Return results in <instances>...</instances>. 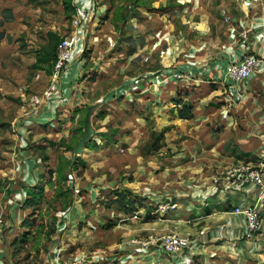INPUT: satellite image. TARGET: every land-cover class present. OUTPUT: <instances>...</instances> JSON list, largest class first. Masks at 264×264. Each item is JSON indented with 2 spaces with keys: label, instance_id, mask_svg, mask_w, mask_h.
I'll use <instances>...</instances> for the list:
<instances>
[{
  "label": "rangeland",
  "instance_id": "374dc122",
  "mask_svg": "<svg viewBox=\"0 0 264 264\" xmlns=\"http://www.w3.org/2000/svg\"><path fill=\"white\" fill-rule=\"evenodd\" d=\"M63 1L0 0V264H37L52 261L54 257L79 259L81 264H137L140 254L147 255L151 249L172 255L185 252L195 244L208 249L209 253L211 251L213 260L219 259L217 261L222 264H264V201L255 204L260 209L262 224L252 239L243 236L244 217L234 213L227 225L219 224L214 216L194 224L188 219L186 207L190 197L188 192L198 191L199 183L201 189L206 187L209 191V186L220 188V181L224 179L241 187L250 186L248 192L260 189L264 193V185L241 179L247 169L264 168V139L260 143L248 142L245 147L249 150H241L239 154L242 156L237 163L217 175L192 176L187 174L191 171L187 166L189 161L178 156L183 147L180 135H175L176 141L168 145L162 142V131L147 129L141 132L137 125V111L141 108L135 106L133 97L125 105L118 104L120 128L108 125L110 120L99 115L101 109L98 107L91 108L90 115L84 111L79 117L84 121L90 116L94 127L91 141L98 148L94 162L87 167H92L91 172H87L86 166L82 170L84 178L89 173L95 178L90 187L87 185L88 191L82 189L86 181L78 184L82 192L74 191L71 181L55 188L47 183L43 187L46 193L42 192L29 210L22 213L26 203L24 195L19 199L15 196L21 190L26 192L30 186L41 185L40 171L47 170L41 159L45 155L43 142L45 135L54 134L42 131L39 122L51 119L50 87L64 79H56L53 71L48 73L46 69L34 67L38 54L49 52L60 36L77 35L74 56L80 69L75 75L81 85L79 89L85 91L80 99L86 101L89 91L91 100L93 97L102 100L109 83L105 85L102 79L86 78L89 70L95 68V75H98L103 63L109 66L108 63L113 61L121 64V68L144 38L147 46L118 75L117 84H121L125 80L124 73H134L136 78L126 86L135 88L140 77L139 56L144 57L146 63L152 59L149 41L151 27L156 22L154 18L158 13L176 8L180 2L80 0L75 3L78 12L69 15ZM75 18L79 19L77 26L74 25ZM88 22L92 23L93 29L86 32L83 40V30L89 29ZM95 34L100 39L93 40ZM71 71L65 77L75 80ZM175 76L179 78L181 75ZM87 81L91 82V88L86 90ZM242 114L239 113L238 122L244 121ZM65 130L59 133L65 137V149L70 147L68 150L72 152L86 127L82 128V134ZM255 135L261 134L257 132ZM50 152L52 156H49L48 163L52 166L57 153ZM242 152H246L245 155ZM190 160L191 167L199 163ZM126 184L134 185V188L126 189ZM252 186H258V189ZM78 201L79 208L74 205ZM148 211L149 216H156L145 220ZM149 220H156L157 225L146 224ZM192 228L204 234L197 239L198 242L190 238L192 232L188 231ZM170 233L188 235L190 244L179 251L166 250L161 241ZM235 249L239 250L238 256L233 254ZM151 257V261L144 257L142 263L162 264L154 260L158 255ZM184 258L187 264H201L198 257L193 260L188 256ZM173 264L180 263L174 261Z\"/></svg>",
  "mask_w": 264,
  "mask_h": 264
},
{
  "label": "crops",
  "instance_id": "0c3cea01",
  "mask_svg": "<svg viewBox=\"0 0 264 264\" xmlns=\"http://www.w3.org/2000/svg\"><path fill=\"white\" fill-rule=\"evenodd\" d=\"M74 3L77 1L74 0ZM158 14L154 18L156 22L151 27L149 41L152 59L146 63L143 61L144 57L139 56L140 77L137 79V87L127 88L126 86L136 78L134 73H124L123 84H117V81L118 75L123 72L127 64L147 46L144 38L133 56H130L121 68V64H114L113 61L108 63L109 66L106 62L103 63L100 66L102 71H99L98 75H95V68L92 67V70H89L92 74L87 73L86 78L102 79V84L105 85L109 83L107 90H104L102 100L93 99L94 97L91 100L89 95L92 94L89 91L86 101L80 99L85 91L79 89L81 85L75 74L78 73L80 65L75 56L71 69L69 67V73L70 70L74 72L76 81L73 78L64 77L50 87L52 120L38 122L42 131L54 134L45 135L43 145L47 147L46 151L49 150L48 156H52L50 151L54 150L57 157L54 160L50 158L54 162L53 167L48 163L49 157L44 160L47 170L40 171L44 181L41 183L42 187H46L50 177L55 176H51L49 169L56 170L59 155H64L70 161H74L70 173L74 191L78 192L82 189L88 191L95 178L90 173L84 178L82 170H84L83 167L87 168L94 162V155L98 149L94 141H91L94 134L79 153L75 152L74 148L82 135L72 152L68 150L70 147L65 149V144L58 147L49 141L57 143L64 140L65 137L59 132L65 129H68L65 130L68 133L82 134L81 130L86 127L90 116L85 117L84 121H81L82 117H79L84 111H88L87 115H90L91 108L101 109L98 113L101 117L105 116L106 121L110 120L108 125L122 127L119 122L121 116L117 115L120 108L118 104L125 105L132 97L136 100L135 106L141 108L137 111V125L142 129L141 132L147 129L162 131L164 135L162 142L168 145L176 141H174L175 135H180L183 147L178 152V156L189 161L187 166L191 171H187V174L190 173L192 176L195 174L217 175L237 163L242 156L239 154L241 150H249L245 147L249 145L248 142L252 140L260 143L264 139V130H262L264 128V0H187L185 2L180 0L176 8ZM88 25L89 29L83 30V40L86 32L90 33L93 29L91 22H88ZM103 36L105 37V34ZM99 37L95 34L93 40L100 39ZM120 48L122 50L126 46ZM247 54L259 55L263 58V62L247 80L237 83L229 81L226 76L229 65ZM176 73H180L181 76L176 78ZM81 83L84 85L82 81ZM90 83L87 81L86 90L91 88ZM112 83H115L114 86L111 85ZM177 99H182V102L178 103ZM185 106L191 108L192 116L180 115V110ZM60 112H62L61 115ZM239 113H243V122H238ZM256 131L261 135H255ZM185 135L189 138H185ZM252 135L253 138H251ZM192 143L193 147H191ZM243 153L245 155L246 152ZM190 159L199 163L193 162L194 167H191ZM91 169L92 167H89L86 170L91 172ZM85 181L86 186L80 189L78 184ZM198 185V191L188 192L190 197L186 206L189 212L188 219L194 221V224L214 216L219 220L217 221L219 224L227 225L234 213L243 218V215L234 211L235 205L239 203L255 205L260 202L262 204L264 201V193L260 189H252L248 192L251 190L248 189L250 186L241 187L235 183H228L224 179L220 181V188L216 185L213 188L209 186V191L206 187L201 189L200 183ZM132 186L134 185L126 184L125 188L133 189ZM29 188L26 192L23 190L17 192L15 199L22 198L21 195H24L23 199L26 202L30 196H28ZM43 191L45 194V190ZM74 205L79 208L80 201ZM30 206L32 205L25 203V210L22 213L28 211ZM149 214L148 211L145 220L156 216H149ZM155 221L149 220L146 224L150 223L153 227L157 225ZM188 232H192L190 238L195 242L204 237V234L199 233L195 228L189 229ZM238 251L235 249L233 254L238 256ZM152 255H158V259L154 260L162 264L164 262L168 264L167 261L170 264L174 261L187 264L185 256L192 260L198 257L201 264H222L217 261L219 259L213 260L214 255L211 251L209 253L208 249L196 244L190 245L185 252L172 253V255L165 254L160 249H151V253L147 255L140 254V261L137 264H143L142 261L145 262V260L151 261Z\"/></svg>",
  "mask_w": 264,
  "mask_h": 264
},
{
  "label": "built area",
  "instance_id": "2783aa9c",
  "mask_svg": "<svg viewBox=\"0 0 264 264\" xmlns=\"http://www.w3.org/2000/svg\"><path fill=\"white\" fill-rule=\"evenodd\" d=\"M80 1V0H75ZM74 25L79 24V19H74ZM245 34V33H244ZM77 35H66L58 47L57 58L54 63L53 73L54 77L62 78L69 73V64L74 56V46ZM147 59V58H146ZM263 58L256 54H247L237 61H233L227 70V79L231 82L237 83L247 80L253 71L261 65ZM175 75H178L177 73ZM264 166V163L262 164ZM244 182L253 183L257 185H264V168L257 170H245L243 177ZM161 207H164L161 205ZM166 208V206L164 207ZM234 211L243 215L245 219V227L243 236L247 239H252L258 229H260L262 220L260 216V209L257 205H243L238 204L234 206ZM162 246L170 251H179L190 244L188 235H181L179 233H170L162 238ZM37 264H81V261L75 259H66L63 257H54L52 261Z\"/></svg>",
  "mask_w": 264,
  "mask_h": 264
},
{
  "label": "trees",
  "instance_id": "16d2710c",
  "mask_svg": "<svg viewBox=\"0 0 264 264\" xmlns=\"http://www.w3.org/2000/svg\"><path fill=\"white\" fill-rule=\"evenodd\" d=\"M64 7H65V11L66 13H68L69 15L75 14L77 13V6L74 3V0H64L63 1ZM63 40V36L58 37L55 45L50 49L49 52H44L45 54H38V58L37 61L34 63V67H36L37 69H46L48 73H52L53 68H54V63L55 60L57 58V52H58V47L60 45V43ZM47 62V64H46ZM178 103L182 102V99H177L176 100ZM180 115L182 117H190L192 116V112H191V108H189L188 106H185L184 109L180 110ZM51 144H55L56 146L60 147V146H64L65 141L61 140L58 141L57 143H54V141L50 140L49 141ZM43 149L45 150V155L42 156L41 159L47 160L48 159V154H47V147L44 146ZM74 161H70L67 157H65L64 155H59V163L58 166L55 169H49V172L52 174L51 176L55 175L53 178L50 177L49 179V185L50 186H54V188L59 185V184H64L67 181L69 182L70 178H71V169L73 167ZM42 180V178H41ZM40 180V181H41ZM43 181V180H42ZM41 181V183H43ZM40 183V184H41ZM34 186V185H33ZM30 186V190L29 194L30 196L26 199V203L31 204L34 203V201L36 202L40 197V195L42 194L43 191V187L41 189L42 185H36V186ZM73 189V188H72ZM33 201V202H32ZM126 207V206H125Z\"/></svg>",
  "mask_w": 264,
  "mask_h": 264
},
{
  "label": "water",
  "instance_id": "95a60500",
  "mask_svg": "<svg viewBox=\"0 0 264 264\" xmlns=\"http://www.w3.org/2000/svg\"><path fill=\"white\" fill-rule=\"evenodd\" d=\"M94 133V127L91 123V118L89 117L86 124V130L79 142L77 143L76 147L74 148L75 152L79 153L83 150L86 143L91 139Z\"/></svg>",
  "mask_w": 264,
  "mask_h": 264
}]
</instances>
